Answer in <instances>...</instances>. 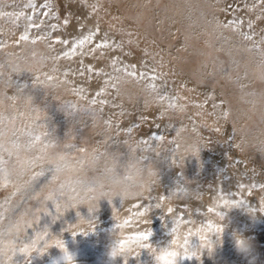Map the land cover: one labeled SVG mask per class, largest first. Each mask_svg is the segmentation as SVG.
<instances>
[{
  "label": "rangeland",
  "instance_id": "1",
  "mask_svg": "<svg viewBox=\"0 0 264 264\" xmlns=\"http://www.w3.org/2000/svg\"><path fill=\"white\" fill-rule=\"evenodd\" d=\"M0 13H5L0 15V64L4 65L0 68V128L7 131L8 141L18 138L25 144L29 137L24 140L20 135L22 127L35 122L41 135L50 134L60 143L46 153L21 151L19 161L14 155L11 163L19 173L21 161L42 154H82L65 149L64 144H75L84 152L99 148L98 161L117 148L125 153V162L135 154L145 169H154V182L147 189L157 184L182 193L168 198L156 192L154 203L147 204L142 215L136 212L149 200L147 195L122 203L119 197L100 198L91 213L84 205L60 208L48 218V227L37 225L36 235L25 240L34 241L39 249L30 253V264H68L55 245L57 239L63 241L73 264H103L112 230L127 248H138L129 237L148 231L163 245L170 227L162 222L173 215L169 209H175L178 217L190 214L198 223L220 222L216 213L228 210L225 201L239 208L228 211L222 224L251 238L254 248L264 249V188L259 187L264 184V159L253 156L257 144L245 138L254 130L258 144L264 142V0H0ZM30 23L39 27H29ZM90 31L95 33L91 42L80 45L78 41ZM21 35L28 40H20ZM105 39L119 47L91 51ZM65 40L67 44L61 43ZM125 66L137 76L127 75ZM72 67L80 75L76 82L65 79V71ZM140 72L146 73L144 78ZM85 88L93 94H83ZM108 98L109 107L105 105ZM239 106L248 115L242 118L247 124L237 127ZM157 136L163 139L156 140ZM148 151L161 162L146 155ZM184 157L192 167L187 173L181 166ZM164 162L170 164L167 173L175 177L172 183L158 172ZM12 179L14 185L0 186L2 224L7 218L18 220L21 212L31 209L35 216L28 214L24 219L32 225L45 211L53 210L51 201L41 206L36 199L13 196L15 187L29 176L14 174ZM49 190L44 188L43 194ZM59 199L63 197L58 195ZM239 201L243 205L234 203ZM156 205L159 209L150 213ZM7 206L14 210L8 212ZM245 209L256 215L250 216ZM80 218L92 220L94 229ZM87 231L92 232L82 234ZM143 252L148 254L142 249L139 255ZM130 258L135 262L139 257ZM25 259L17 252L12 264H25ZM128 261L117 258L115 264Z\"/></svg>",
  "mask_w": 264,
  "mask_h": 264
},
{
  "label": "clouds",
  "instance_id": "2",
  "mask_svg": "<svg viewBox=\"0 0 264 264\" xmlns=\"http://www.w3.org/2000/svg\"><path fill=\"white\" fill-rule=\"evenodd\" d=\"M98 152L99 148H94L91 151L83 152L78 157H73L70 154L66 155L64 151H53L46 154L47 158L51 159L58 169L49 192L56 204L60 205V208H65L66 205L67 209L73 208V205L75 207L84 205L88 210L91 209L89 211L91 213L96 209L97 201L100 198L111 201L113 197H119L121 203L134 200L143 196L148 185L154 182V169L150 167L145 169L141 160L135 154H130L128 160L121 166L112 157H105L98 161L96 159ZM118 167L123 168L122 175L117 174L116 169ZM61 185L64 186L62 193L59 191ZM58 195L63 199L57 200ZM226 207H228L226 212L221 211L224 218L228 211L239 208L231 207L228 203ZM245 211L250 216L254 217L256 215L246 209ZM224 218L220 220L222 227L219 228H222V231L211 232L209 235L204 229H198L195 233H190L188 238H183L182 243H180L182 237L180 223L173 218L171 221V235L175 237L173 240H176L177 243H172V240L168 247L159 249L152 245L149 247L138 246L137 249L127 248L125 245H121L122 239L112 230L109 234L110 244L106 250V259L103 264H115L117 258L138 256L142 249L147 250L153 264H177L178 258L189 256L198 258L205 251L211 254L214 246L222 243L221 237L225 227L222 221ZM80 219L85 220L84 218ZM85 221L94 229L92 220ZM89 232L92 231L82 234ZM213 234L216 237L215 241L212 239ZM193 238L197 240L195 247L190 243ZM185 239H187V244H185ZM229 239L235 253L241 257H249L254 250L252 239L239 231H232ZM62 251L64 253L65 249ZM9 252V246L4 245L3 257L5 259L8 258Z\"/></svg>",
  "mask_w": 264,
  "mask_h": 264
},
{
  "label": "snow or ice",
  "instance_id": "3",
  "mask_svg": "<svg viewBox=\"0 0 264 264\" xmlns=\"http://www.w3.org/2000/svg\"><path fill=\"white\" fill-rule=\"evenodd\" d=\"M255 7V5L253 6ZM0 15H5V13H0ZM10 15V14H9ZM28 20L31 21L32 20V16H28ZM65 23H67V21H65ZM39 27V25H32L31 23L29 24V27ZM249 28L252 27L251 24L248 25ZM95 35L94 32H89L88 35H85L83 37V39L79 40L78 43L80 45L85 44V42H91L92 37ZM246 39H251V37L249 36H245ZM20 40H28V36L27 35H21L20 36ZM17 43H19V41H17ZM33 43H35V41H33ZM61 43L67 44L68 41H61ZM0 47H3V45H0ZM102 47H119V45L113 43V45H109L107 40H102L101 43H98L96 45L95 49H91V51H95L96 49L102 48ZM73 48H75V44L73 45ZM65 55H67V53H65ZM262 55H264V53H262ZM116 61H113V64L115 65ZM4 65L0 64V68H3ZM134 69V66H133ZM19 69L16 67H13V71H18ZM124 71L126 72L127 75L132 76V77H136L137 76V72L135 70L132 71H128V66H125ZM0 75H2V73H0ZM146 75V73L144 72H140L139 76L140 78H144ZM153 79H155V76L152 77ZM49 79H51L49 77ZM114 86V85H113ZM154 89V86H152ZM99 94V93H98ZM10 99H14L10 98ZM161 99H163V97H161ZM104 101H101V103H103ZM93 103H95V101H93ZM227 115V114H226ZM0 124H3V120L0 119ZM126 131L131 132V128H128ZM26 135L29 137L28 141L25 144H21L18 142V138L17 140L14 141H8L7 140V131H5L3 128H0V186L3 187H7L9 184H15V182L13 181L12 177L14 174H20L17 171V167L16 165L12 164V157L15 155L17 157V160L19 161V157H20V153L21 151H33V150H39L41 153H46L47 149L49 148H57L60 147V143L56 142L55 140H45L42 141L40 136H33L31 133H26ZM156 140H162L163 138L160 136L155 137ZM140 143H146L145 141H140ZM37 145H41V147L39 149H37ZM63 147L65 149H75L79 152H84L85 149L84 148H78L75 144H64ZM66 155L70 154L68 151H64ZM5 154L7 155V159L5 158ZM39 162V163H38ZM21 167L27 168L29 169V171H31V169L33 168H39V171H34L31 172V175L29 176V179L24 181V183L18 187H15V191L12 193L13 196L19 194L21 197V200H28V199H36L37 201V205H41V206H45L46 202L51 201L55 207L57 208V211L59 212L60 210V205L56 204L55 200L53 199V196L51 195L50 192L47 193V195H44V188L50 187V185L52 184V182L55 180L56 178V173H57V168L54 165V163L52 162L51 159H48L47 156L45 154L33 157L32 159L28 160V161H21L20 162ZM50 173V176H48L47 179V183L44 184L43 187H40L39 191L35 190L36 188V181L38 180L39 177L41 176H45V174ZM63 185L60 186L59 191L63 190ZM240 187H244V185H240ZM253 188L257 187L256 184L252 185ZM259 187L264 188V184H260ZM183 191V190H181ZM165 197H161V199L163 200ZM225 203L227 204L228 201H225ZM237 203L239 205H243V201H239V202H234ZM0 207H3V205H0ZM67 207V205L65 206V208ZM156 207L158 208L159 205H156ZM43 210V208H37V211H41ZM148 209L145 208V211H147ZM15 211H19V207L17 206ZM89 211H91V209H89ZM172 209H169V212H171ZM209 212L212 211V209L208 210ZM251 211H255L254 209H252ZM261 211L264 212V207L261 208ZM28 214H32L33 216H35V213L31 212V209H26L24 212L20 213V217L18 220H16L15 222H13L11 220V218H9V223L7 225V227H0V257H3L4 254V245H8L9 246V251L11 252V255L8 256L7 259H0V264H12L13 262V257L17 254V252L23 254L25 259V264H30V253H32L33 251H39V249H36L35 247V242L33 241L31 244H24L22 247L18 246L17 241L19 240L20 237V233L23 230H26L28 227L31 226V222L30 221H26L24 219L25 215ZM141 215L143 213H140ZM217 216L220 217V219H223V213L222 212H217L216 213ZM5 219L4 213L0 212V224L3 223ZM129 223L128 221H125V224ZM117 227H122V225H117ZM207 230L209 232H216V231H222V228L219 227H214L211 223L208 224L207 226ZM47 235V233H46ZM75 235V233H74ZM151 236V231L148 232H140L132 237H129V240L134 241L135 243L138 244V246L141 247H149L150 244L148 243L149 237ZM6 237H11V239H7L5 240ZM121 245H125L124 241L120 242ZM172 243H177L176 240H173ZM185 244H187V239H185ZM55 245L56 247L60 248V249H64V243L62 240L57 239L55 241ZM187 258H191L190 256ZM63 259L65 261L68 262V264H71L72 262V258L69 255V253L65 250L64 251V256ZM199 259V257L197 258Z\"/></svg>",
  "mask_w": 264,
  "mask_h": 264
},
{
  "label": "bare ground",
  "instance_id": "4",
  "mask_svg": "<svg viewBox=\"0 0 264 264\" xmlns=\"http://www.w3.org/2000/svg\"><path fill=\"white\" fill-rule=\"evenodd\" d=\"M71 11H72V9H71ZM74 70H75L74 67H72V68H69L67 71H65V73H64L65 79H67L68 81H71V82H76V81L80 80L79 79L80 75L78 76L77 72H74ZM80 83L78 85H80ZM89 90H90L89 88H85L84 90H81V91L83 92V94H85V95L87 94V95L91 96L93 94V92H92V90L89 92ZM110 100L111 99L108 98L106 103H105V105H107L108 107L110 105L109 104ZM112 110H115V109H112ZM236 110H237V113H236L235 123H236L237 127L242 126L244 124H247V123H244V121H242V118L244 116L248 115V110L246 108L240 107V106L237 107ZM26 124L27 125H25V127H22V128H24V130H22L21 134H20V135H22V137L24 135V140H26V137H27L26 133H29V132L39 133L40 136L42 137L43 141H45V139L54 140L52 137H50V134L45 133L44 135H41L42 133L39 130L40 127L35 122L30 123V124L26 123ZM42 130H44V129H42ZM22 137H20V142H23ZM245 138H248L251 143L256 142L257 146H256V150L253 152V156L256 155L259 160H263L264 159V142L258 144V139L256 137L254 130L249 131L247 133V135L245 136ZM238 139H241L240 135H238ZM139 144H141V143H139ZM146 155L153 157L156 160H158L159 162H161V159L152 151L151 152L148 151L146 153ZM105 157H112L117 162L118 165L122 166L125 164V159H124L125 153L120 149L114 148V150H112L110 152L108 151L107 155L102 157L100 160H102ZM183 159H185V157ZM183 159H180L182 162L181 166H183V171L185 173H187L189 170L192 169V167L190 165L188 158H186L185 160H183ZM177 162H180V161L177 160ZM161 165H162V169L159 170L158 172H161L163 175L165 174L164 176L167 180H169L168 182L172 183L173 179H175V177H173L172 175H169L167 173V171L170 169V164H167L166 162H164ZM39 170L40 169L37 167V168H33V169H31V171H29V169L23 167L20 171V176L22 175V176L28 177L31 175V172L39 171ZM116 170H118L120 173L123 174V168L122 167H118ZM46 174H45V176H46ZM45 176H41L38 178V180L36 181L35 190L39 191L40 187H43L44 184H46L45 183V181H46ZM156 192L161 193V194L167 196L168 198L172 197L173 195L175 197L179 198V197H181L180 195L182 194L180 191H177L172 186L159 187L157 184H155V185H153V187H150V189L148 188L146 190L144 195H147L149 197V200L146 201V203L142 204L139 209L137 208L138 209L136 212L137 215H140V213H143L145 211V208H148L147 204L152 205L154 203V195ZM182 202L188 203V201H186V199L182 200ZM36 203H37V201H36ZM189 203H193V202H189ZM211 204L212 203H210V205ZM7 207L9 209L8 212H12L14 210V209H12V206H7ZM1 208L2 207H0V209ZM52 209L54 211L53 210L45 211L44 212L45 216L43 218L41 217L37 221L34 220L35 222L31 225V228H29V231H24L26 236H24V238L22 240L17 241L21 247L24 244L32 243L30 241H25V240H28V238L31 239V236L36 235V233L40 230V228L48 227V225L46 224L47 222L50 221L48 218L52 215V213L57 212V208L55 207V205L52 207ZM157 209H159V207L157 208V207L153 206V210L151 209L152 211L150 213L155 214ZM59 212H60V210H59ZM169 213H172L173 215L167 221L162 222L163 227H166V228L170 227L169 232H167L164 235V241H165L164 244L163 245L158 244V237H156L154 235H151L149 237V242L152 243L158 249L163 248V247H168L170 245V242L173 239H175V237H173L171 235V227H172L171 221L173 220V218H175L180 223V228L182 231V237L180 239V243L183 242V238H188L190 233H195L198 229H204L210 235L211 232H209L207 230V226L209 223H211L214 227H222L220 222L212 221L209 219H204L202 223H198L196 221V218L194 219V217H192V215H190V214H186V215H184V217H178L176 214L178 212H175V209H172V211ZM9 217H10V215H9ZM26 221H29V219H26ZM13 222H15V221H13ZM8 223H9V218H7V222L5 224H0V227H7ZM37 225H40V228H36ZM223 225L225 227H224V231H223L222 237H221L222 243L219 245H215L214 250L212 251L211 254H209L207 251H205L201 254L199 259H197L195 257L178 258L177 264H264V249H256L253 247L254 248L253 252L247 258H244V257L237 255L235 253L233 246H232L230 239H229V235L231 233V230H229L225 224H223ZM212 239H213V241H215L216 237L212 235ZM190 243L193 247H195L197 244L196 238H193L190 241ZM9 255H11V252H9ZM137 257H139V258H136L135 262L132 258L127 257V259L130 260V261H128V264H153V261H152L149 254H145L143 252V254H141ZM222 257H224V258H222ZM0 259H5V258L0 257ZM15 259H16V255L13 257V262H15ZM131 260H133V261H131Z\"/></svg>",
  "mask_w": 264,
  "mask_h": 264
}]
</instances>
